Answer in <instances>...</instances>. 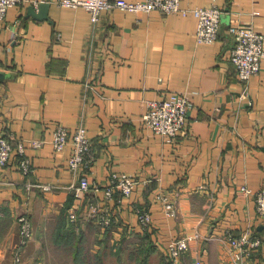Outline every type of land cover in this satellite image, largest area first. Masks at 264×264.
Returning a JSON list of instances; mask_svg holds the SVG:
<instances>
[{
	"label": "crops",
	"instance_id": "crops-1",
	"mask_svg": "<svg viewBox=\"0 0 264 264\" xmlns=\"http://www.w3.org/2000/svg\"><path fill=\"white\" fill-rule=\"evenodd\" d=\"M33 1L50 3L47 19L28 15ZM213 3L224 10L213 43L197 42L192 12L115 7L93 23L86 8L58 0H28L8 9L0 19V134L46 142L27 148L31 176L22 175L14 156L0 168V264H43L48 240L74 262L99 255L106 260L111 248L122 262L172 264L167 245L196 232L182 264L197 255L203 264H233L228 240L243 232L261 240L246 264H264V226L254 195L264 187V58L245 93L229 58L234 37L228 30L242 23L264 33V0H182L181 6ZM170 93L191 99L188 125L174 140L142 120L148 101ZM58 125L87 127L96 154L88 176L98 191L76 198L69 188L78 177L68 166L71 144L54 149ZM113 171L140 179L130 197L106 200L102 188ZM42 182L55 187L27 186ZM244 185L253 193H244ZM160 193L176 202L177 216L166 214ZM89 199L114 212L111 226L89 215ZM137 205L151 210L148 230ZM72 207L78 209L76 222L69 220ZM23 212L33 220L34 238L24 261L16 263L12 251ZM72 231L77 235L67 237ZM131 246L147 252L133 253Z\"/></svg>",
	"mask_w": 264,
	"mask_h": 264
},
{
	"label": "built area",
	"instance_id": "built-area-1",
	"mask_svg": "<svg viewBox=\"0 0 264 264\" xmlns=\"http://www.w3.org/2000/svg\"><path fill=\"white\" fill-rule=\"evenodd\" d=\"M28 0H0V19H5L8 9L12 6L24 3ZM182 0H58L61 6L84 7L91 13V20L96 23L102 12L115 7L137 13L161 11L165 14L180 12L187 14L192 12L197 20L196 40L199 43H213L218 40L224 10L216 3L202 7H182ZM39 5L38 1H33ZM234 37V45L230 50L229 58L234 63L237 75L245 85L247 93L248 84L251 78L256 75L261 68V61L264 58V33L257 31L253 26L242 23H231L228 27ZM60 35V33H59ZM191 107L190 95L187 93H170L167 97L151 99L148 101L147 109L142 114L145 126L155 134L168 140H174L185 130L189 120V110ZM45 139L32 138L29 140L17 138L14 134L5 132L0 134V168L10 164L12 157H15L22 175L29 177L34 172L32 159L27 154V148H40L45 144ZM54 149L62 151L68 144L72 146V153L68 159V166L78 177L77 182L71 183L69 188L74 192L76 198H82L83 194L98 191L101 187L92 185L89 179V171L96 160V154L92 149V141L85 125H79L74 130L58 125L53 132L52 140ZM140 179L130 173L112 172L109 183L102 189L106 200H111L120 196L127 198L132 195ZM40 187L43 190H52L55 185L49 182L27 184ZM240 189L244 193H253L247 186ZM255 202L259 220L264 225V187L255 191ZM158 197L163 201L165 212L168 215L177 216L178 207L166 193H160ZM89 215L96 217L103 227L111 226L115 221V214L109 208L101 206L99 201H87ZM138 220L144 230L152 226L151 210L142 205L135 207ZM78 219V209L72 207L69 210V220L76 222ZM19 227V241L15 245L12 254L16 263L24 261V251L34 238V224L28 212H23L17 216ZM199 237V233H186L172 239L167 245V252L172 264H180L183 256L190 250L191 243ZM229 245L234 250L233 264H246V259L261 244L258 237H253L250 232H243L239 236L229 237ZM190 264H203L202 258L197 255Z\"/></svg>",
	"mask_w": 264,
	"mask_h": 264
},
{
	"label": "rangeland",
	"instance_id": "rangeland-1",
	"mask_svg": "<svg viewBox=\"0 0 264 264\" xmlns=\"http://www.w3.org/2000/svg\"><path fill=\"white\" fill-rule=\"evenodd\" d=\"M48 250L46 252V259L42 260L43 264H120V262H122L120 260V257L118 256L120 253L119 250H116L114 252V249H111V248H106V252L108 254H110L109 257H106V260H102L100 262V260H95L92 262V260L90 262H87V258H84L83 260H77V262H74L73 261V258H71L70 255H67L66 252H57L56 250V246L53 244V242L51 240H48ZM56 249V250H55ZM131 250H134L133 253H139L140 250L139 249H135L133 248V246L130 247ZM110 250V252H109ZM130 250V251H131ZM142 254H144V252L142 251ZM143 260V259H142ZM122 264H143L142 262H134V263H131L129 261H123ZM180 264H182V260L180 262Z\"/></svg>",
	"mask_w": 264,
	"mask_h": 264
},
{
	"label": "water",
	"instance_id": "water-1",
	"mask_svg": "<svg viewBox=\"0 0 264 264\" xmlns=\"http://www.w3.org/2000/svg\"><path fill=\"white\" fill-rule=\"evenodd\" d=\"M50 3L43 1L38 6L32 4L28 9V15H32L38 19H47ZM264 226V225H263Z\"/></svg>",
	"mask_w": 264,
	"mask_h": 264
},
{
	"label": "trees",
	"instance_id": "trees-1",
	"mask_svg": "<svg viewBox=\"0 0 264 264\" xmlns=\"http://www.w3.org/2000/svg\"><path fill=\"white\" fill-rule=\"evenodd\" d=\"M74 234L77 235V233H75V232L72 231V232H70L69 234H66V236L69 237V235L71 236V235H74ZM78 236H79V235H78ZM79 237H80V236H79ZM78 240H80V239H78ZM78 248H79V247H78ZM78 248H77V249H78ZM142 251H143V252H147V250H140L139 253H142ZM148 252H149V251H148ZM145 259H146V258H145ZM96 260H97V261L100 260V262H101V261H102L101 256L99 255V256L97 257ZM98 262H99V261H98ZM170 263H171V262H170Z\"/></svg>",
	"mask_w": 264,
	"mask_h": 264
}]
</instances>
